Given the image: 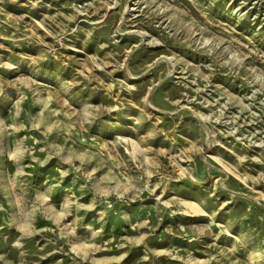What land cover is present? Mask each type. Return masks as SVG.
Returning <instances> with one entry per match:
<instances>
[{"label": "rangeland", "instance_id": "1", "mask_svg": "<svg viewBox=\"0 0 264 264\" xmlns=\"http://www.w3.org/2000/svg\"><path fill=\"white\" fill-rule=\"evenodd\" d=\"M0 264H264V0H0Z\"/></svg>", "mask_w": 264, "mask_h": 264}]
</instances>
